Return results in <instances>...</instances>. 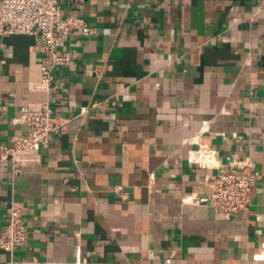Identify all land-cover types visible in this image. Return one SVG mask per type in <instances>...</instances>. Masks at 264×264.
I'll use <instances>...</instances> for the list:
<instances>
[{
  "label": "crops",
  "instance_id": "obj_1",
  "mask_svg": "<svg viewBox=\"0 0 264 264\" xmlns=\"http://www.w3.org/2000/svg\"><path fill=\"white\" fill-rule=\"evenodd\" d=\"M74 30L47 92L33 37H0V146L24 103L67 120L48 146L0 159V231L26 207L27 242L0 264H264V0H62ZM88 112L80 115V109ZM249 159L247 209L200 203L218 170Z\"/></svg>",
  "mask_w": 264,
  "mask_h": 264
},
{
  "label": "built area",
  "instance_id": "obj_2",
  "mask_svg": "<svg viewBox=\"0 0 264 264\" xmlns=\"http://www.w3.org/2000/svg\"><path fill=\"white\" fill-rule=\"evenodd\" d=\"M62 0H0V37L25 35L33 37L41 54V80L44 89L55 92L58 89L53 73L58 67L69 65L71 58L62 49L74 30L89 34L91 30L83 19L75 16L63 17ZM88 112L80 109V115ZM25 127L24 135L13 138L11 146H0V159L8 160L14 175L20 174L17 156L46 147L54 136H60L67 120L55 116L51 100L40 103H24L16 119ZM200 167L218 170L205 180L207 193L200 203L207 204L217 219L231 220L250 204L251 192L258 179V172L249 159H235L226 166L216 161V153L206 148L199 150L194 159ZM7 217L0 231V251L12 254L27 242L24 230L26 207L11 202L6 209ZM8 264H16L9 262Z\"/></svg>",
  "mask_w": 264,
  "mask_h": 264
}]
</instances>
